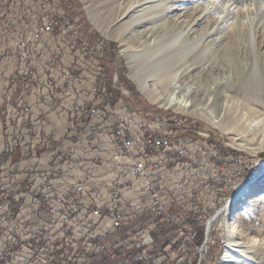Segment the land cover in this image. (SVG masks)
Wrapping results in <instances>:
<instances>
[{
    "label": "rangeland",
    "instance_id": "374dc122",
    "mask_svg": "<svg viewBox=\"0 0 264 264\" xmlns=\"http://www.w3.org/2000/svg\"><path fill=\"white\" fill-rule=\"evenodd\" d=\"M48 1L51 3V0ZM66 1L67 3L56 0L60 8L67 9L65 14L74 25L76 35L88 45L98 46L102 51L99 62L101 74L97 79V85L111 93L112 105L121 102L127 108H132L134 111L131 113L139 117L143 131L147 125L146 119L151 121L156 120L155 118L160 119L159 122L154 121V126L158 124L157 132L166 138L180 140L181 148L178 154L180 157L172 156L180 161L167 165L164 170H159L156 178L161 189L159 192L161 191L165 196L163 202L170 206L169 214L178 219L177 224L166 222L152 224L153 208H148L150 206L148 204L146 210L140 211L136 219L116 228L115 232L112 229H93L83 225L79 229L75 227L72 237H67L65 233L63 234V227L56 224L47 226L49 221L46 215L49 212L46 208L40 207L38 215L31 213L22 218L24 226L31 230L30 235H43L40 245L37 246V253H33V258L28 261L30 264H221L227 240L225 223L233 214L231 211L240 200L239 196L241 194L250 196L264 188V151L252 153L238 145L243 143L252 146L258 141L257 136L235 128L226 117L222 120L225 130H221L202 119L175 113L148 102L130 77L126 59L125 44L136 46L135 43L140 40L139 33L134 34L130 26L124 31L122 29L117 31L118 25H112L113 18L104 11V4H101L99 8L102 11L101 19L106 23L102 24L108 32L105 36L89 20L87 13L89 7L97 6L102 0ZM197 3L207 6L205 0H199ZM42 13H44L42 5L37 0H0V56L1 50L10 49V41L14 42L22 38L23 30L28 31L27 26H33L38 22V17ZM50 13L53 14L48 9L46 14ZM225 16V13L220 12L212 15V18L222 22ZM249 18L248 16L241 18L238 27L243 29ZM235 26L236 21L231 20L226 23L225 29L227 28V31L228 28ZM203 27L199 26L198 30H202ZM259 30L264 41V27ZM217 36L220 35L217 33L214 38H218ZM239 44L242 47L245 40L242 38ZM35 49L34 55L37 59L39 57L49 61L51 58H56L57 61L60 59L56 52L45 51L46 48L42 43H37ZM13 61L11 64L0 61V92H9L19 100L24 87V90L31 88V82L23 80V77L18 82H11V71L17 69L23 72L25 68L22 61H16L15 57ZM220 62L224 64L223 60ZM205 65L202 68L206 67ZM88 67L94 70V63H87ZM195 67L197 66H192ZM209 70L213 73L208 81L195 83L185 78L178 79L182 87L188 89L187 97L206 107L207 110L214 108V99L212 100V96L207 94V89L214 87L213 80L227 76L230 71L225 64L220 63L212 65ZM85 73L87 75L89 72L85 71ZM4 75L9 79V85L3 83ZM114 78L116 81H113ZM220 102V99L216 100V106ZM2 105L3 100L0 96V108ZM147 114L150 116H145ZM7 121L10 124L6 123ZM14 124L15 119L5 120L0 111V183L6 175L2 174L5 171L2 164L10 155L5 153L3 147L4 139L7 137L6 128ZM139 124H135V127H139ZM132 125L134 126V123ZM167 130H172L173 134L168 135ZM48 151L44 148L42 152ZM92 152L89 154L91 155ZM11 155V164L16 165L26 159L25 162L31 160V157L21 160L16 152ZM63 166V163H55L51 168L62 170ZM24 169V165L20 164L16 166L15 172L23 175ZM44 169L41 172L43 174L49 171ZM84 186L88 187L85 184ZM51 189L55 190L53 185ZM3 195L0 197V205L6 201ZM110 197H112L110 192L95 194L87 192L85 196L80 194L82 200L88 198L91 203L102 206L108 204ZM135 197L136 195L133 198ZM193 198L197 200L192 201ZM160 208L157 207L155 212ZM223 209L226 211L222 212ZM241 213L239 236L243 241L255 240V242H251L252 246L241 254L242 257H238V264H264V201L256 206L246 207ZM183 217L189 219L185 226L180 224ZM41 222H44L43 226L40 225ZM38 225L39 230H36ZM3 228L0 226V240L4 238ZM191 230L195 232L194 237L190 233ZM199 233L202 237L197 244L196 238ZM148 235L152 240L150 245H148L150 243ZM143 244L147 246H142ZM1 245L0 241V248ZM4 257L0 252V264H5L1 262ZM10 264H21V262L12 259Z\"/></svg>",
    "mask_w": 264,
    "mask_h": 264
},
{
    "label": "built area",
    "instance_id": "2783aa9c",
    "mask_svg": "<svg viewBox=\"0 0 264 264\" xmlns=\"http://www.w3.org/2000/svg\"><path fill=\"white\" fill-rule=\"evenodd\" d=\"M37 1L41 3L44 12L38 17V22L27 26L28 31L23 30L22 38L10 41V49L1 50L0 56L2 63L11 64L14 57L16 61L24 63L23 72L17 69L11 71V82H18L23 77V80L31 82V88L24 90V87L19 100L9 92H1L3 105L0 111L5 120L15 119V124L6 128L7 137L3 147L5 153L10 154L8 157L15 152L20 155L21 160L31 157L36 168H46L49 171L43 174L42 181L38 184L30 177L25 183L24 179L27 178H23L19 172L6 174L0 183V197L4 194L6 199L0 205V226H4L0 252L5 256L1 261L5 264H10L12 259H17L21 264H30L28 260L33 258V253H37V246L43 235H30L31 230L24 226L22 218L31 213L38 215L40 207L49 212L46 215L49 221L47 226L56 224L63 227V234L67 237H72L75 227L79 229L83 225L86 228H107L115 232L116 228L136 219L148 204V208H153L152 224H177L178 219L169 214L170 206L163 202L165 196L159 192L156 178L159 170L180 161L172 158L173 155L180 157V140H158L154 120L146 119L147 125L143 131L139 117L131 113L123 103L113 106L111 93L97 85L101 74L100 48L88 45L76 35L74 25L66 20V11L58 3H54V0L51 3L48 0ZM47 8L53 14H46ZM23 10L22 7V12ZM37 43H42L45 51L56 52L59 61L56 58H51L50 61H44L41 57L37 59L34 55ZM87 63H94V70H87ZM85 71L89 73L86 75ZM3 80L4 84L9 85L6 76ZM56 95L59 99L55 98ZM34 105L66 117L67 125L60 134L61 144L50 157L46 155L51 151L49 142L50 133H53L47 124L42 125L44 129L40 132L36 131L29 115ZM97 117L103 120L96 124L97 128L108 131L110 145L107 156L104 155L107 148L101 149V153L97 155L101 172L96 175L88 171L64 177L63 170L51 168L55 163L71 167L79 165L70 157L69 148L73 140L79 139L82 142L85 157L89 156L92 149H96L99 142H103L92 130V121ZM135 124L140 126L135 127ZM44 148L49 151L42 152ZM100 154L104 158L100 159ZM96 180L100 184L92 186ZM48 184L53 185L55 190ZM87 192H110L112 197L107 205L102 206L91 203L88 198L82 200L80 194L85 196ZM194 198L192 201L197 200ZM157 207L163 208L155 212ZM187 220L189 219L181 218L180 224L187 225ZM43 224L44 222L40 223L41 226ZM39 227L38 225L36 230ZM190 233L195 236L192 230ZM148 238L150 245L152 240L149 235Z\"/></svg>",
    "mask_w": 264,
    "mask_h": 264
},
{
    "label": "bare ground",
    "instance_id": "6f19581e",
    "mask_svg": "<svg viewBox=\"0 0 264 264\" xmlns=\"http://www.w3.org/2000/svg\"><path fill=\"white\" fill-rule=\"evenodd\" d=\"M198 1L102 0L97 6L89 7L87 13L105 36L108 32L103 27L106 23L101 19V4L113 18L112 25H118L117 31L130 26L134 34L139 33L136 46L125 44L126 59L130 77L148 102L202 119L221 130H225L222 120L226 117L235 128L257 136L258 141L252 146L243 143L239 146L252 153L264 151V41L259 30L264 27V0H205L207 6ZM220 12L226 14L222 22L212 18ZM247 16L250 18L245 27L239 28V20ZM231 20L236 21V26L226 31L225 25ZM199 26L204 27L198 30ZM217 33L220 36L214 38ZM242 38L245 44L241 47ZM221 60L230 71L227 76L213 80L214 87L207 89L214 99V108L207 110L187 97L188 89L178 79L208 81L213 73L210 67L216 63L224 65ZM203 65L206 67L202 68ZM218 99L221 102L216 106ZM157 125L154 131L158 140L178 141L157 132ZM167 133L173 134L172 130ZM239 199L225 223L227 240L221 264H238V257L255 242L240 238L239 220L246 207L264 201V188L250 196L241 194Z\"/></svg>",
    "mask_w": 264,
    "mask_h": 264
},
{
    "label": "crops",
    "instance_id": "0c3cea01",
    "mask_svg": "<svg viewBox=\"0 0 264 264\" xmlns=\"http://www.w3.org/2000/svg\"><path fill=\"white\" fill-rule=\"evenodd\" d=\"M61 2H65L67 3L66 0H60ZM51 51V50H50ZM44 61H48V60H44ZM1 95V92H0ZM55 98L59 99V96L56 95ZM31 122L32 125L35 126V129L37 132H40L41 130H43L44 128L42 127L43 124H47L49 125L48 127L52 130V133H50V142H49V146L51 148V151L48 152V154L46 155V157H50V155L55 152V149L57 150L60 146V134L61 131L65 128V126L67 125L66 123V117L61 114V113H53L50 111V109L42 107L41 109L38 108V106H32L31 108ZM39 119V120H38ZM38 120V123H37ZM92 130L94 133L97 134V136H100V140H102L103 142H99L98 146L96 147V149H93L91 151L92 154H88V157L86 156V153L84 152V148H83V144L81 141H79V139H75L72 141V143L70 144V157L73 161H77L79 165H74V167H71L69 165H64L62 167V170L67 173L68 175H66L65 173H63L64 177H70L72 175H78L81 172H92L96 175H98L102 169L100 163H99V159L97 158V155L100 152L101 149L107 148V153H104L105 156H107V154H109L110 151V145H109V140L107 137V130H99V128H97L96 124H100L101 122H103V120L101 118L98 119L95 118L92 121ZM99 122V123H98ZM90 151V152H91ZM100 159L104 158L103 154H100ZM11 157L8 158V160L2 164L3 169L5 170L2 174H10V173H14L16 170V166L23 164L24 165V170H23V178H27L24 179V182L26 183L28 181V178H33L34 182L36 184L40 183L42 181V176L43 173L39 172V171H44L45 169H40V168H36L34 167V163L32 162V160H29V162H25L21 161V163L18 164H11L10 161ZM23 160V159H22ZM108 162H110L108 160ZM33 163V164H32ZM100 184L99 181H94L92 183V186H98Z\"/></svg>",
    "mask_w": 264,
    "mask_h": 264
},
{
    "label": "trees",
    "instance_id": "16d2710c",
    "mask_svg": "<svg viewBox=\"0 0 264 264\" xmlns=\"http://www.w3.org/2000/svg\"><path fill=\"white\" fill-rule=\"evenodd\" d=\"M63 10H67V9H63ZM127 107V106H126ZM128 110L131 112V111H134L132 108H128ZM201 237H202V234L201 233H199V235H198V237L196 238V243L197 244H199L200 243V241H201Z\"/></svg>",
    "mask_w": 264,
    "mask_h": 264
}]
</instances>
